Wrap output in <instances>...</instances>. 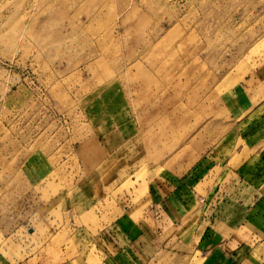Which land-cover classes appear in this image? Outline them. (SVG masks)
<instances>
[{
    "label": "rangeland",
    "instance_id": "rangeland-1",
    "mask_svg": "<svg viewBox=\"0 0 264 264\" xmlns=\"http://www.w3.org/2000/svg\"><path fill=\"white\" fill-rule=\"evenodd\" d=\"M262 132L264 0H0V263L199 264L193 219L147 263L119 230Z\"/></svg>",
    "mask_w": 264,
    "mask_h": 264
},
{
    "label": "crops",
    "instance_id": "crops-1",
    "mask_svg": "<svg viewBox=\"0 0 264 264\" xmlns=\"http://www.w3.org/2000/svg\"><path fill=\"white\" fill-rule=\"evenodd\" d=\"M96 135L100 139V133ZM243 150L241 147L240 152ZM205 169L204 161L179 177L166 174L151 180L139 222L115 226L116 231L122 228L116 233L126 244L118 247L120 251L130 255V250L138 253L145 249L147 263L156 244L164 246V238H171L170 229L187 218V222L193 219L190 233L199 264H264V158L252 165L243 159L236 166L224 165L219 172L211 165ZM141 237L145 243L138 246Z\"/></svg>",
    "mask_w": 264,
    "mask_h": 264
}]
</instances>
